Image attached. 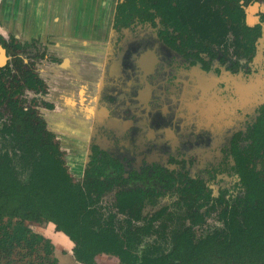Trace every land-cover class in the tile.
Instances as JSON below:
<instances>
[{
	"label": "flooded vegetation",
	"instance_id": "flooded-vegetation-1",
	"mask_svg": "<svg viewBox=\"0 0 264 264\" xmlns=\"http://www.w3.org/2000/svg\"><path fill=\"white\" fill-rule=\"evenodd\" d=\"M248 4H256L251 12ZM237 9L239 18L229 15ZM111 14L109 53L96 72H55L46 68L60 60L48 52V39L0 33V68L12 73L18 58L41 78V92L28 97L34 96L32 105L63 158L72 151L65 159L72 181L85 191L103 187L97 202L103 206L114 204L119 189L162 191L144 199L146 210L170 207L177 187L191 181L216 203L220 196L244 195L242 161L264 176V0H115ZM207 111L215 121L206 122ZM211 147L215 156L223 153L234 176L216 189L204 176L185 173L178 158L210 156ZM152 175L157 184H145ZM51 223L70 247L57 246L47 229L33 227ZM29 226L50 239L59 264H69L67 254L75 259L74 241L53 222ZM99 254L119 264L105 252L95 255L96 262Z\"/></svg>",
	"mask_w": 264,
	"mask_h": 264
},
{
	"label": "trees",
	"instance_id": "trees-1",
	"mask_svg": "<svg viewBox=\"0 0 264 264\" xmlns=\"http://www.w3.org/2000/svg\"><path fill=\"white\" fill-rule=\"evenodd\" d=\"M228 13L240 17L239 9ZM14 61L12 73L0 68V264H59L50 239L29 226L42 221L67 234L86 264H99L100 252L119 264H264V176L254 167L241 162L244 195L217 203L191 181L170 207L144 209L162 191L142 188L119 189L113 205H98L105 189L80 192L28 97L41 92V78Z\"/></svg>",
	"mask_w": 264,
	"mask_h": 264
},
{
	"label": "crops",
	"instance_id": "crops-1",
	"mask_svg": "<svg viewBox=\"0 0 264 264\" xmlns=\"http://www.w3.org/2000/svg\"><path fill=\"white\" fill-rule=\"evenodd\" d=\"M114 3L115 0H0V18L17 37L39 35L42 40L50 41L48 52L60 60L46 68L63 74L96 72L109 53ZM52 227V223L46 225L50 233ZM67 260L69 264H82L75 259L71 262L69 254Z\"/></svg>",
	"mask_w": 264,
	"mask_h": 264
},
{
	"label": "rangeland",
	"instance_id": "rangeland-1",
	"mask_svg": "<svg viewBox=\"0 0 264 264\" xmlns=\"http://www.w3.org/2000/svg\"><path fill=\"white\" fill-rule=\"evenodd\" d=\"M254 5H256V4H248L247 8H246L247 11L251 12L254 9ZM208 18H210V17H208ZM221 26H223V25H221ZM8 32H10V31L7 29V25L5 24V22L2 23V25L0 24V33H2L3 35H5L7 37ZM261 44L264 45V38H261ZM212 47L214 50L219 49L218 45H213ZM7 52L10 53L9 50H7ZM231 61H233V60H231ZM237 62H239V61L237 60ZM40 112H41V110H40ZM207 112H206V114L209 117H206V119H205L206 122L211 123V121H215L216 117H214L213 112L212 111L208 112V113ZM201 118H205V116H203L201 114ZM211 126H214V125L212 124ZM215 128H216V126H215ZM214 150H217V148H215V147L210 148V151H208L209 154H211L210 156H205V157L197 156V157H189V158L188 157H178V158L180 161L184 162V167H186V169L188 168L185 171V173H187L189 171V173H188L189 175L204 176L206 182L209 185H211L212 187H214V189H216L217 186L220 184L231 183V181L234 180V176L232 174H230L229 169L226 167V161L223 162L224 161L223 157H222L223 153L219 156H215ZM71 153H72V151H69L68 149H66L65 159L67 162H69ZM198 154L201 155L200 153H198ZM180 167H182V165ZM213 167H216V168H213ZM217 168H221V170H219V172L217 171L218 173L215 175L212 174V173H216L215 169H217ZM69 170L72 171L71 165H69ZM210 170H213V172ZM73 180L76 181L75 177ZM157 181H158L157 178L154 177V175H152L149 177V180H147V182H145V184L156 185ZM79 186H80V184H79ZM79 190H80V192L84 191L83 187H81V186L79 187ZM105 197L109 200V198H112V195H107ZM163 201H164V199H161L160 202H163ZM102 210L105 211V209H102ZM33 227H34V229L40 230V231H41V228L44 230L46 229V226L42 227L41 224H35V225H33ZM49 230L50 229H48V232L50 233ZM50 235L52 236V238H53V240L57 246L61 247V245L65 246V245L70 244V242L67 240V238L61 236V234H57L56 232L52 231L50 233ZM60 256L65 258L67 255L64 256L61 254ZM114 259L115 258L113 256H110V255H100L97 258V262L99 264H114L116 262ZM70 260H71V262H74V259H72L71 257H70ZM70 264H72V263H70Z\"/></svg>",
	"mask_w": 264,
	"mask_h": 264
},
{
	"label": "water",
	"instance_id": "water-1",
	"mask_svg": "<svg viewBox=\"0 0 264 264\" xmlns=\"http://www.w3.org/2000/svg\"><path fill=\"white\" fill-rule=\"evenodd\" d=\"M16 23V22H15ZM9 24H11V25H13V26H15L13 23H9ZM20 25V24H19ZM20 28H21V26H20ZM0 53H1V57L3 58L4 57V48L0 45Z\"/></svg>",
	"mask_w": 264,
	"mask_h": 264
}]
</instances>
